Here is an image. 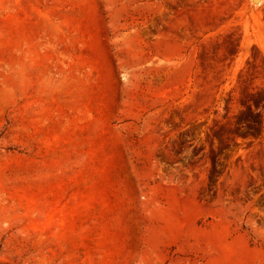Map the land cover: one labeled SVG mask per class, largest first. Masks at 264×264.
<instances>
[{"label":"rangeland","instance_id":"rangeland-1","mask_svg":"<svg viewBox=\"0 0 264 264\" xmlns=\"http://www.w3.org/2000/svg\"><path fill=\"white\" fill-rule=\"evenodd\" d=\"M0 264H264V0H0Z\"/></svg>","mask_w":264,"mask_h":264},{"label":"bare ground","instance_id":"bare-ground-1","mask_svg":"<svg viewBox=\"0 0 264 264\" xmlns=\"http://www.w3.org/2000/svg\"><path fill=\"white\" fill-rule=\"evenodd\" d=\"M255 1H257V0H255Z\"/></svg>","mask_w":264,"mask_h":264}]
</instances>
